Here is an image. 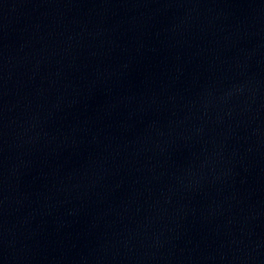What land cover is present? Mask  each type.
Returning a JSON list of instances; mask_svg holds the SVG:
<instances>
[{"label":"water","instance_id":"95a60500","mask_svg":"<svg viewBox=\"0 0 264 264\" xmlns=\"http://www.w3.org/2000/svg\"><path fill=\"white\" fill-rule=\"evenodd\" d=\"M0 264H264V0H0Z\"/></svg>","mask_w":264,"mask_h":264}]
</instances>
